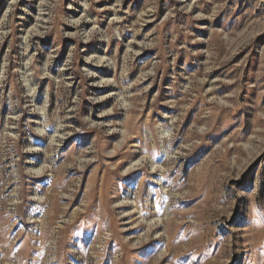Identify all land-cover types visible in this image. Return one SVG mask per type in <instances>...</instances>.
<instances>
[{"label": "rangeland", "instance_id": "rangeland-1", "mask_svg": "<svg viewBox=\"0 0 264 264\" xmlns=\"http://www.w3.org/2000/svg\"><path fill=\"white\" fill-rule=\"evenodd\" d=\"M0 264H264V0H0Z\"/></svg>", "mask_w": 264, "mask_h": 264}, {"label": "bare ground", "instance_id": "bare-ground-1", "mask_svg": "<svg viewBox=\"0 0 264 264\" xmlns=\"http://www.w3.org/2000/svg\"><path fill=\"white\" fill-rule=\"evenodd\" d=\"M136 206V205H135Z\"/></svg>", "mask_w": 264, "mask_h": 264}]
</instances>
